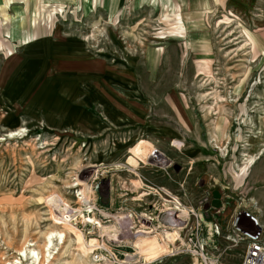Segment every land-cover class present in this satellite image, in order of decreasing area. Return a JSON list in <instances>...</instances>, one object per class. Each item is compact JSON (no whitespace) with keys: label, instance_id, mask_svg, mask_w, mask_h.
<instances>
[{"label":"rangeland","instance_id":"obj_1","mask_svg":"<svg viewBox=\"0 0 264 264\" xmlns=\"http://www.w3.org/2000/svg\"><path fill=\"white\" fill-rule=\"evenodd\" d=\"M244 208L264 226V0H0V264H34L20 250L41 258L59 228L41 264H72L96 239L135 257L165 234L148 264H202L183 251L196 231L241 264ZM124 224L156 238H120Z\"/></svg>","mask_w":264,"mask_h":264},{"label":"bare ground","instance_id":"obj_2","mask_svg":"<svg viewBox=\"0 0 264 264\" xmlns=\"http://www.w3.org/2000/svg\"><path fill=\"white\" fill-rule=\"evenodd\" d=\"M62 101H63V99H62ZM155 153H156V151H154V150H153V152H149V153L146 152L145 157L146 158H149V159L155 158V160H156V157H154L155 156L154 155ZM160 153H162V152H160ZM157 158H159V157H157ZM161 161L162 162L164 161L162 157H161ZM57 205H58V207L64 208L67 212H69V207H68L67 204L58 202ZM60 208H58V209H60ZM58 213H59V218H63L64 217V214L61 212V210H58ZM70 218H71L70 219L71 220L70 223H73L74 216L71 215ZM86 220L88 222H92L93 223L92 225H97L100 229H104L103 228L104 226L102 224H98V222L95 219V217L94 218L91 217V218H88ZM129 221L131 222V220H129ZM133 228L134 227L132 225H130V224H126V225L124 224V225H122L120 227V229L123 232V234H121L120 238H125V237H127L129 235H132V234L134 236L135 233H137V232H142V234H144V235L147 234V235H150L151 238H156V237L152 236V234H153V231L152 230L146 231V230H142L141 229V230H137V231H135L133 233V232H131L133 230ZM59 229H55V230H52L50 232H47V234L45 235L44 244L41 247V253H40L42 255L41 258H39L40 257L39 256V252L36 251L35 248H33V249L32 248L27 249V247H24L23 249L20 250V252L24 256L29 252L32 255L31 258H32L34 264L44 263L45 260H49L48 258L52 254L51 251H50V248L54 244V237H57L58 236V239L61 242H63L64 239L66 238V235H67L66 234V230H59ZM83 238L85 240V244L88 245L90 239H88L85 234L83 235ZM161 238H162L161 243H159L157 241L156 242H152L151 241V242H149L147 244L146 243H144V244H137L136 243L137 245L135 247V251L138 252L141 249V253L139 251L135 255V257H133L130 254V253H133L132 250H134L133 247H134L135 244L133 246L132 245L128 246L129 248H128L127 252H129V254L131 256H124L123 253H119V250H120V249H118L119 247L114 248L108 242H106V241H99L98 239H96V241H97L96 244H94L91 247V249L86 253L85 258L79 257L77 253L76 254L72 253L73 254V259H74V261L72 262V264H75V263H77V264H89V262L92 263L93 262V259H92L93 257L91 258V254L93 253L94 250H97L98 252L109 251L111 253H116L117 257H119V258L123 259L124 261L129 262L131 264H148L150 261H152L151 259L153 257L154 258H158V257H160L162 255H166L168 249L171 248V244H170L169 237L165 234ZM32 246H34V244H31L28 247H32ZM145 249H148L153 254V256H150V254ZM47 256H48V258L46 259Z\"/></svg>","mask_w":264,"mask_h":264},{"label":"built area","instance_id":"obj_3","mask_svg":"<svg viewBox=\"0 0 264 264\" xmlns=\"http://www.w3.org/2000/svg\"><path fill=\"white\" fill-rule=\"evenodd\" d=\"M154 151H156L154 157H156L158 161H155L154 158L148 160L152 162V164L158 166L159 169L166 172L171 167V161L163 153H160L161 151ZM161 157L164 160L163 162L161 161ZM174 202L179 203L177 201ZM175 209H177V207H175ZM241 219L245 220V227L241 225ZM236 220L237 221L234 223V228H236L237 231L242 234V238L247 241L246 251L243 255L241 264H264V226L260 223L259 213L251 212L244 208L237 214ZM215 231L216 234L219 233L218 226H216ZM189 240L191 242L190 247L192 250L188 249L183 251H190L193 254L198 255L201 259L202 264H220L218 254H207V247H205L206 243L200 242L199 236L197 235V231ZM96 258L100 259L98 255L96 256Z\"/></svg>","mask_w":264,"mask_h":264},{"label":"crops","instance_id":"obj_4","mask_svg":"<svg viewBox=\"0 0 264 264\" xmlns=\"http://www.w3.org/2000/svg\"><path fill=\"white\" fill-rule=\"evenodd\" d=\"M27 37H28V35H26ZM116 123V122H115ZM155 132H157V133H159V134H166L167 132H169L170 130L169 129H167V128H165V127H155L154 129H153ZM130 137H132V136H130ZM133 170V169H132ZM134 179V178H133ZM125 184H127V182H125ZM107 186V185H106ZM159 186H157L156 185V188H158ZM127 188V186L126 187H124V188H122V190L123 189H126ZM156 188H153L154 190L156 189ZM157 190V189H156ZM113 197V196H112ZM111 197V198H112Z\"/></svg>","mask_w":264,"mask_h":264}]
</instances>
